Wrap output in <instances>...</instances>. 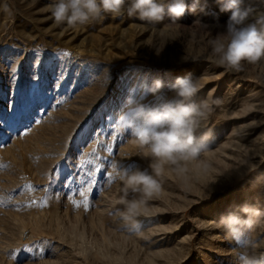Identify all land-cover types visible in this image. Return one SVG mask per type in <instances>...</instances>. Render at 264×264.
Instances as JSON below:
<instances>
[{"label":"rangeland","instance_id":"obj_1","mask_svg":"<svg viewBox=\"0 0 264 264\" xmlns=\"http://www.w3.org/2000/svg\"><path fill=\"white\" fill-rule=\"evenodd\" d=\"M54 2L0 0V264H239L215 222L245 202L264 207V60L237 72L209 58L230 15L215 0L155 24L129 17L126 0L122 16L76 27L55 24ZM189 73L204 78L197 101L220 102L197 132L211 133L207 147L183 173L165 166L132 228L112 164L151 170L120 125L123 102L154 77L171 99L168 85Z\"/></svg>","mask_w":264,"mask_h":264},{"label":"clouds","instance_id":"obj_2","mask_svg":"<svg viewBox=\"0 0 264 264\" xmlns=\"http://www.w3.org/2000/svg\"><path fill=\"white\" fill-rule=\"evenodd\" d=\"M221 13H229L224 31L209 40L210 59L226 71H240L242 63L256 64L264 60V11L257 12L255 0H215ZM264 2V0H262ZM126 0H55L48 6L56 25L83 26L102 18L104 14L120 17L125 13ZM207 3L201 0H130L126 8L129 17L155 24L166 17L175 23L186 14H206ZM250 17H254L250 21ZM191 73L175 77L168 85L174 95L164 97L165 82L154 77L145 78L139 92L131 90L125 97L119 122L130 130L139 155L149 159L148 169L129 170L113 162L112 172L122 182L123 196L116 201L123 205L118 215L132 228L141 227L138 217L147 215L148 201L161 189L158 178L166 165L175 166L178 174L185 170L182 162L194 161L207 147L210 132L197 135L203 120L219 104L211 95L196 100L202 80ZM148 97H152L151 100ZM132 194V198H128ZM216 227L237 245L239 264H264V240L254 236L264 227V207L245 202L233 206Z\"/></svg>","mask_w":264,"mask_h":264},{"label":"snow or ice","instance_id":"obj_3","mask_svg":"<svg viewBox=\"0 0 264 264\" xmlns=\"http://www.w3.org/2000/svg\"><path fill=\"white\" fill-rule=\"evenodd\" d=\"M37 63H39V61H37ZM108 151L111 152V148H109ZM96 171H97V172L100 171V167H99V165L97 166ZM87 175L90 176V177H92L90 183L94 185V184L97 182L96 179H95L94 174H93L92 172H89V173H87ZM89 190H90V189H89ZM79 195L83 197V196H85V192L81 191V192L79 193ZM72 202H73V204H74L77 208L80 207V203L77 202L76 200H73ZM84 207H85V210H87V208H88V201H87V199L84 200ZM13 258H15V257H13Z\"/></svg>","mask_w":264,"mask_h":264},{"label":"bare ground","instance_id":"obj_4","mask_svg":"<svg viewBox=\"0 0 264 264\" xmlns=\"http://www.w3.org/2000/svg\"><path fill=\"white\" fill-rule=\"evenodd\" d=\"M228 241H229V239H227L225 236L218 238V244H219L220 246L224 245V244L227 243Z\"/></svg>","mask_w":264,"mask_h":264}]
</instances>
